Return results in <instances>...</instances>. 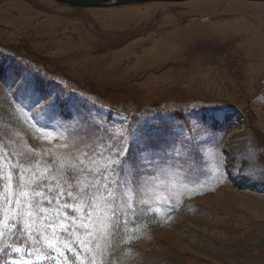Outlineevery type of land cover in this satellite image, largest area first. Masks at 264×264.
Masks as SVG:
<instances>
[{
    "label": "rangeland",
    "instance_id": "rangeland-1",
    "mask_svg": "<svg viewBox=\"0 0 264 264\" xmlns=\"http://www.w3.org/2000/svg\"><path fill=\"white\" fill-rule=\"evenodd\" d=\"M0 41V64L60 98L55 113H37L3 80L16 108L0 131V189L10 174L11 191L23 183L33 208L29 217L23 197L0 201V264H55L45 259L48 243L64 253L59 264L103 263L112 205L102 185L116 182L146 202L138 208L164 217L188 204L187 220L208 208L264 223V1L0 0ZM214 112L226 118L193 127ZM125 138L118 175H103L106 149ZM48 224L57 237L42 241L36 233L51 236ZM12 231L23 239L11 241ZM159 238L184 257L222 264L173 230ZM256 242L250 264H264V233Z\"/></svg>",
    "mask_w": 264,
    "mask_h": 264
},
{
    "label": "trees",
    "instance_id": "trees-1",
    "mask_svg": "<svg viewBox=\"0 0 264 264\" xmlns=\"http://www.w3.org/2000/svg\"><path fill=\"white\" fill-rule=\"evenodd\" d=\"M7 89L4 81L0 80V131L4 132L11 122L9 111L16 108L10 106V103L15 102ZM161 144L167 145L164 142H157L156 145ZM163 158L160 157L161 160ZM138 206L136 222H132L133 217L129 214V223L126 226L121 225L126 231L110 236L108 254L101 264H129L125 258L126 251L134 254L130 264H209L198 258L186 255L184 257L165 246L159 238L160 231L165 229L177 232L198 252L222 264H250L256 258L253 256L257 247L256 240L264 233V223L243 225L217 209L208 208H199L192 212L194 217L199 218L198 221L187 220L186 217L182 218L181 213H187L188 204L185 205V210L179 208L168 217ZM115 210L119 212L120 208ZM11 234V241L20 242V238L23 239L15 231ZM122 238L131 239L132 242L122 243Z\"/></svg>",
    "mask_w": 264,
    "mask_h": 264
},
{
    "label": "snow or ice",
    "instance_id": "snow-or-ice-1",
    "mask_svg": "<svg viewBox=\"0 0 264 264\" xmlns=\"http://www.w3.org/2000/svg\"><path fill=\"white\" fill-rule=\"evenodd\" d=\"M13 79L18 85V98L21 100L22 105L27 106L31 109H36L37 113H55L60 103V98L56 95H53L51 92L46 90V86L36 79H33L29 76L24 75L23 73H18L13 69L6 67L3 64H0V80L4 79ZM225 116H222L219 112L211 113L208 116L200 118L195 125L194 128L198 129L200 127H205L208 125L209 121H211L214 126L216 123H219L222 119H225ZM46 126V125H45ZM139 138V137H135ZM128 144L129 141L125 139H119L114 142L112 145L106 149L109 152L108 162L104 167L103 175H108L109 173L113 176L118 175L117 167L123 164L128 155ZM8 180V188L0 189V201L3 203H11L13 202V197H15V202L19 203L20 198H24V206L27 209L26 214L30 217L32 214V203L28 200L29 193L23 191L24 185L23 183L17 186L18 190L16 192L11 191V181L12 177L9 174L7 177ZM107 192V197H104L106 203H110L112 207L109 208L111 212V216L109 218V223L107 225V235L115 236L119 232L126 231V228H122L121 225H127L129 223V214L133 217L132 222H136V218L138 217L137 206L146 203L145 201L136 200L135 204L133 203V189L131 187H125L124 191H120V185L116 182L115 188H109L106 185H102ZM36 208L39 207L38 204L35 205ZM119 207L120 211L117 212L115 209ZM123 217V219H121ZM51 229L52 233L49 237H44V232H38L41 237V240L51 241L56 239L57 231L56 226L53 224H48L46 229ZM61 231H67L66 226H61ZM35 232L32 229L31 225H27L25 227L26 235H32ZM3 236V232H0V237ZM107 239V237H105ZM122 243H131V239H121ZM36 243V242H34ZM79 243V242H78ZM50 255L45 257V259L49 261H55V264H59V258H64V253L60 251L59 248L54 247L51 243L45 245ZM83 250V245H80ZM0 251H6V249H0ZM13 251H20L19 248H14ZM68 252H72L71 248L66 249ZM76 253L72 252L73 259H76ZM125 258L129 261L134 259V254L131 251H126ZM19 264H24L21 260Z\"/></svg>",
    "mask_w": 264,
    "mask_h": 264
},
{
    "label": "water",
    "instance_id": "water-1",
    "mask_svg": "<svg viewBox=\"0 0 264 264\" xmlns=\"http://www.w3.org/2000/svg\"><path fill=\"white\" fill-rule=\"evenodd\" d=\"M56 1L66 6L102 7V6L143 4L147 2H156V1L178 2V1H185V0H56ZM251 1H264V0H251Z\"/></svg>",
    "mask_w": 264,
    "mask_h": 264
}]
</instances>
